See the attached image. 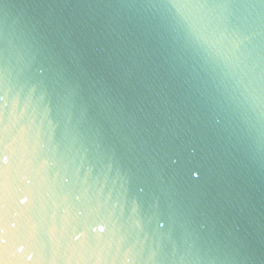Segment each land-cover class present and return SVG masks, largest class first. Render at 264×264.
I'll use <instances>...</instances> for the list:
<instances>
[{"label":"water","instance_id":"1","mask_svg":"<svg viewBox=\"0 0 264 264\" xmlns=\"http://www.w3.org/2000/svg\"><path fill=\"white\" fill-rule=\"evenodd\" d=\"M0 83V264H264L260 0H0ZM72 164L115 208L19 202Z\"/></svg>","mask_w":264,"mask_h":264},{"label":"snow or ice","instance_id":"2","mask_svg":"<svg viewBox=\"0 0 264 264\" xmlns=\"http://www.w3.org/2000/svg\"><path fill=\"white\" fill-rule=\"evenodd\" d=\"M181 2L193 7H205L209 4L210 0H181ZM211 2L223 6L230 2V0H211ZM260 2L264 3V0H260ZM0 87H2V83H0ZM4 100V95L0 94V119L3 118L4 111L7 108ZM7 164L8 156H0V204L4 202L10 193L7 168L5 167ZM41 171H43L42 168L35 170V174L32 178H27L26 176V187L17 190L19 193L17 198L21 204L34 201L38 195L55 192L62 198V202L66 204L68 208H76L83 205L85 202L88 204H95L98 209L105 208V206L115 208V204L110 205L112 199L111 191L105 196L104 188L97 187V182L91 180L90 170L82 175L81 168L75 164L65 165L64 175L60 176L57 174V179L51 184L41 175ZM192 175L198 177L199 173L193 171ZM20 197H23V199H20ZM106 227L111 231V226ZM77 232H79V235ZM104 232L105 227H98L96 224L89 225V233L95 235ZM81 235H84V233L80 232L79 229L72 231L73 240L79 241ZM19 251L23 253L24 249L20 248ZM27 258L30 260L32 257L28 256Z\"/></svg>","mask_w":264,"mask_h":264}]
</instances>
